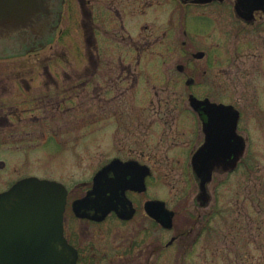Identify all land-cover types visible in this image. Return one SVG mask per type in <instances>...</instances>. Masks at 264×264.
<instances>
[{"label":"rangeland","instance_id":"rangeland-1","mask_svg":"<svg viewBox=\"0 0 264 264\" xmlns=\"http://www.w3.org/2000/svg\"><path fill=\"white\" fill-rule=\"evenodd\" d=\"M78 1L66 0L63 19L52 41L51 31H48L36 49L0 52V190L19 178L33 175L62 182L68 188L69 198H73L84 193L93 172L108 160L112 148L127 151L129 146L136 150L144 147L154 172L148 196L165 200L178 211L175 223L179 220V226L187 228L189 211L184 209L183 202H189L191 207L197 183L186 166V144H173L170 137L158 136L161 131L172 130V135L177 131L176 126L169 129L165 123L177 120L176 114L181 121L178 131L193 129L187 113H176L178 108H171L173 112L167 110L169 106H180L183 110L181 106L188 104L185 97L176 95L186 87L185 76L175 69V62L184 58L178 43L183 37L181 29L174 23L156 29L159 26L154 23L152 15L156 11L153 10V13L147 12V21L141 20L143 25L147 22V29L137 28L151 40L142 56L153 60L137 67L133 63L132 71L139 78L130 88V95L110 102V105H119V111L125 109L124 106H132L127 110L134 122L120 124L117 119L115 123L109 117L111 108L107 102L111 92L106 91L108 64L105 62L111 55L112 40L98 44L99 55H94L99 57L98 71L92 75L82 74L83 87L77 79L90 56L80 42ZM190 11L211 18V34L195 35L193 40L198 41L191 43L192 48L213 50L212 56L217 59L224 55L241 57L230 64L231 73L238 71L240 78L237 81V76L234 77L226 98L245 107L243 133L247 143L239 167L227 175L216 174L208 184L212 195L207 207L212 212L207 231L210 234H203L189 255H177L176 250L164 249L159 264H264V17L245 23L236 17L230 3L198 6ZM171 14L170 6L164 17L167 19L169 15L171 19ZM191 22V26L196 25L194 19ZM243 25L242 29L238 28ZM104 30L102 28L101 32ZM165 31L173 38L164 37ZM226 33L228 40L223 45ZM156 36L170 48L158 46L154 41ZM218 49L221 53H217ZM206 60L207 57L198 61L201 69L195 77L198 81L195 90L200 94L206 90L209 74L218 87L217 74L223 65L220 60L210 68ZM204 68L206 73H203ZM67 73L71 74L68 79ZM97 79L102 86L100 100L93 91ZM119 111H116L117 117ZM140 116L143 123L138 128L134 124L135 118L138 121ZM153 131L158 132L151 134ZM140 136L142 142L130 144L131 137ZM141 217L139 214L126 224L112 218L92 223L75 218L70 209H66L64 227L66 235L79 232L78 242L84 254L97 264H121L119 262L126 258L134 259L133 253L123 248L142 236ZM111 230L116 233V240L122 236V248L112 246ZM171 233L173 231H165L160 236L164 243ZM155 235V232L149 234L148 241L155 239ZM135 250H139L138 245Z\"/></svg>","mask_w":264,"mask_h":264},{"label":"flooded vegetation","instance_id":"flooded-vegetation-1","mask_svg":"<svg viewBox=\"0 0 264 264\" xmlns=\"http://www.w3.org/2000/svg\"><path fill=\"white\" fill-rule=\"evenodd\" d=\"M78 2L79 4L77 5L76 16L78 28L80 29L79 33L81 35L80 42L82 43V45H84V49H86V52H89L90 56L89 63L85 64L86 66H84L85 69L84 71L82 70L83 72L81 71L79 74H77V79L80 81L79 85L83 87L84 79L82 74L85 73L87 75H92L95 74L96 71H98L99 57L94 56L99 55L100 48L98 44L101 41L104 42L105 40H108V42H111L112 40V44H110V46H112L111 55L105 62L108 64V68L106 67L108 71V74H106L108 86V88L106 86V91L111 92L110 98L109 100H107V102L108 108H111L109 117L110 119L112 118L111 120L115 123H118L117 119L121 122L120 124L127 125L134 122V120H132L133 118H131V116L129 115L130 111L127 110L129 109V107L131 109L132 106H124L125 109L119 111V105L116 106L115 103L110 105V102L114 99L120 97H128L130 95L128 94L130 88L135 86V83H137L139 78V75H137V73H133L132 71L133 63L137 67L140 64H148V60H153L152 57L142 56L143 49L148 47V44L151 43V40H148V36L146 34H143L142 31L137 28L138 26H143L144 29H147V22L143 25L141 20L144 19V21H147L149 19L147 17V12H152L153 10L156 11L154 13L152 12L154 23L155 25L159 26L156 29L160 30V28L168 26L172 23H174L175 27H180L183 37L179 39L178 43L181 48L180 52L184 55V58L182 59L183 61H179L177 63L175 62V69L180 74H183L185 76L184 84L186 87L181 90L180 94L176 95L185 97L188 104L181 106L183 110H180V106H169L167 110L168 112H173V110L171 111V108H178L179 110H176V113H179L180 111L181 113H187L192 119L191 123L193 125V129L190 132H187L185 130H182L181 132L178 131L179 127L177 126H179L181 121L179 120L180 116L176 114L177 120L165 121V123L168 124L169 129H171L173 126H176L177 131H174L173 135L171 134L172 130L167 133H165V131H161L158 136L161 139L164 136L170 137L173 144H179V142L186 144V148H184V156L185 160H187L186 166L197 183V189L193 196L191 207H189V202H183L184 209H188L189 211L190 224L187 228L180 227L179 220L177 224L175 223L178 211L168 206L166 201L162 198L148 196L147 194L149 182L151 179H153L154 172L152 165H150L148 162L146 149L144 147H141L136 150L132 146H129V149L127 151H113L112 148L110 151L111 155L109 156L108 160L97 167V169L93 172L91 178H93V176L105 165L114 162L106 174V181L109 187L112 185L113 181L115 184L117 175L120 176V180L121 177L122 179L124 177L130 183L132 181H141V183L143 182L142 186L139 183H136L132 187L129 186L125 188L123 191L124 197L128 200L126 207L131 215L129 217H122L119 214V210L111 209L107 213V215H105V217L100 220H93L86 217H77L70 208L71 202L74 199L82 196L91 187V181L90 185L82 195L69 198L68 193L65 210L70 209L75 218L90 221L92 223H100L108 218H112V220H115L121 224H126L133 221L139 214H142L143 217H141V219L139 220V225H142L143 227L142 229L139 228L142 236L138 240H136L135 238L134 240L130 241L128 247L123 248L129 254L133 253L134 259L130 260L129 258H126L119 262L121 264H159L164 249L169 248H171L173 251L176 250L178 252L177 255H179L180 253L189 255L195 250L194 247L196 246V243L199 242L200 237L203 234H206V236H208L209 233L207 231L210 229L209 220L211 218L212 212L207 207L209 206L212 195L208 184L212 181L216 174L227 175L228 173L235 171L239 167L245 150L243 151V154L241 155V157L237 161L236 166L233 169L223 170L221 167L213 168L211 173V180L209 181V183H207L205 192L201 191L199 178L197 177L191 164V158L193 154L206 140H211L217 145V147L213 148L214 150L220 149L222 151L224 148H227L228 144H235L236 142H238L240 140V137L245 140V144L247 143V138L243 133L245 107L226 98L227 93L230 91L229 88L232 82L235 81L234 77L237 76V81L240 78L238 75V71H236L235 73H231L230 64H235L237 59L241 57H236L238 55L236 54L235 57H226L224 55V58L222 56L221 58L217 59V56H212L213 50H210V52H208L202 47L192 48L191 43L198 41L193 40L195 38V35L201 36L205 33L211 34V30L209 29L211 18L205 14H193L190 9L198 6L203 7L212 4L225 5L227 3H230L234 14H236V17L248 24H251V22H254L256 19H262V17H264V11L261 9H254L251 13L252 19L247 20L239 16V14L235 11L234 6L236 0H79ZM174 2L176 4H173ZM65 3L66 0H63V9ZM170 6L172 10V14L170 15L171 19H169V15L166 19L164 15L166 13V9L170 10ZM132 10L134 11L133 13ZM62 19L63 10L60 23ZM168 19L169 21H167ZM193 19L196 22L195 26L190 25ZM117 27L118 29H116ZM243 27L244 25L241 27L239 26L238 28L242 29ZM102 28L105 29L103 33L101 32ZM197 28H199V30ZM164 34V37H168L171 39L173 38V36H167L166 31ZM206 37L209 36L206 34ZM157 38L158 36L154 38V41L158 43V46L162 45L170 48V46L168 45H163L165 41L157 40ZM223 39L224 40L221 43L225 45V42L228 40L227 33L223 36ZM110 46L108 45V47ZM81 49H83V47ZM117 49L119 50V52L115 53V50ZM225 51H227V48H225ZM218 52L221 53V49H218L217 53ZM206 57V64L210 68L213 66V64L217 63V61L220 60L221 64L223 65L219 68L217 74V77L219 78V82L217 85L218 87L215 86L216 82L210 77L209 74L207 79L208 81H206L205 84L206 90L204 89L203 93L200 94L195 90V86L198 83L195 77L201 69L198 61ZM116 71L117 74L115 76ZM206 71V68H204L203 73H206ZM67 76L68 77H66V79H68L71 74L67 73ZM127 81L131 82L129 84H126ZM122 85L123 87H120ZM234 85L237 86V83H235ZM101 88V83L97 79L96 83L93 84V91L95 93L94 95H97L99 100L101 99ZM172 92L175 93L174 90ZM190 95H194L199 99H207L209 102L228 105L230 106L229 109L231 111L229 113L214 112L209 114H201L197 111V109L190 105ZM210 107L211 106H207V109L212 110V108ZM117 110L120 112V116L118 117L116 116ZM141 119V116L139 117L138 121L135 118L134 125H136L138 128H141L142 126L141 124L143 123V121ZM202 119L206 124L214 123L215 128L212 129L207 126L205 132L203 129ZM232 124H234V130L229 134L227 128L231 127ZM156 132L158 131H153L151 134H156ZM141 137L142 136L131 137L132 141L130 142V144L135 145L139 142H142L143 138ZM176 146L177 148L179 147V145ZM165 231H173V233L169 235V238L164 243L160 236ZM154 232L155 234H157L154 237L155 239L148 241L147 236L149 234H153ZM64 235L67 241L77 249V264H97L92 257L84 254V249L79 245L78 242L79 232L72 231V234L66 235L64 227ZM109 235H112L113 237L112 246L114 245V249H120L123 247L124 242L121 241V235L119 236L118 240H116V233H114L113 230H111ZM137 245L139 246L138 251L135 250Z\"/></svg>","mask_w":264,"mask_h":264},{"label":"water","instance_id":"water-1","mask_svg":"<svg viewBox=\"0 0 264 264\" xmlns=\"http://www.w3.org/2000/svg\"><path fill=\"white\" fill-rule=\"evenodd\" d=\"M62 3L63 0H0V52L36 49L44 33L52 32L59 24ZM234 7L239 16L250 20L254 9L264 11V0H236ZM189 103L201 114L231 111L228 105L194 95L189 96ZM207 126L215 128L214 123L206 124L203 120L205 132ZM227 130L232 133L234 124ZM215 147V143L206 140L191 158L202 192L211 180L214 167L225 170L236 166L245 149V140L240 137L223 151L214 150ZM113 163L94 175L92 187L84 196L73 200L72 210L77 216L100 220L111 209L119 210L122 217L131 215L123 191L136 183L142 186L143 182L130 183L117 175L115 184L113 181L109 187L106 174ZM66 197L63 183L37 176L18 179L0 192V264H77V250L63 234Z\"/></svg>","mask_w":264,"mask_h":264}]
</instances>
